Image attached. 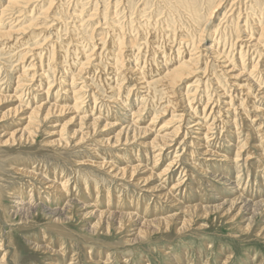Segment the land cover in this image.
<instances>
[{"label":"rangeland","instance_id":"1","mask_svg":"<svg viewBox=\"0 0 264 264\" xmlns=\"http://www.w3.org/2000/svg\"><path fill=\"white\" fill-rule=\"evenodd\" d=\"M6 5L0 0L1 10ZM36 5L0 17V25L7 29L16 22L13 14L29 16L23 26L34 20L33 27L19 38L0 40V95L12 98L0 102V114L23 104L28 110L19 117L27 116L26 111L45 103L73 106L77 116L100 121L95 127L85 121L84 131L89 132L77 145H48L60 138L52 135L53 127L74 115L55 114L41 120L33 143L5 148L10 151L0 147V242L4 241L0 264H264V207L248 211L244 205L236 216L241 204L230 207L229 202L236 196L251 202L264 200V37L258 39L264 27V0H185L184 4L179 0H39ZM32 11L35 17L30 19ZM177 63L192 66L186 77L177 84L159 83L153 92V80L162 78ZM237 74L242 75L236 78ZM20 75L24 86L18 89ZM173 99H179L173 104L178 106L175 115L182 113L181 119H170L173 110L168 101ZM129 119L146 128L136 132L135 140L123 136L116 144L101 143L113 139L127 123L133 125ZM106 124L119 126L115 129ZM18 126L22 127L0 120V135L2 130ZM178 126L182 130L171 142L173 147L149 144L155 136ZM68 127L71 130L76 125ZM134 133L132 130L130 135ZM204 147L209 148L207 155L201 150ZM107 162L117 170L146 166L142 179L151 172L158 177L137 184L98 165ZM54 177L66 185L65 195L55 194V202L52 188L48 191L44 184ZM157 185L171 194L168 201L152 191ZM14 192L25 193L21 197L25 203L32 195L29 201L34 209L16 214L13 207L20 198ZM196 204L213 210L206 216L200 211L197 218L178 208ZM58 207L63 214H54ZM102 211L118 215L101 220ZM128 213L133 214L131 221L121 215ZM173 214L190 218L192 226L182 233L171 230L173 222L169 232L124 241L127 230L145 228L146 232V221ZM228 216L236 217L231 220ZM121 222L126 226L120 232L116 228ZM108 227L110 233H106Z\"/></svg>","mask_w":264,"mask_h":264},{"label":"bare ground","instance_id":"2","mask_svg":"<svg viewBox=\"0 0 264 264\" xmlns=\"http://www.w3.org/2000/svg\"><path fill=\"white\" fill-rule=\"evenodd\" d=\"M6 1V3H7V5H6V7H4V8H2V10L0 9V17H1V15H6V14H10V13H8L9 11H11V12H13V11H15V10H17L16 12H18V11H21V9L23 8H25V11H26V9H28V8H32V7H34L36 4H37V2L39 1V0H5ZM46 1V0H45ZM62 1V0H61ZM65 1V0H64ZM181 3H183L184 4V2H185V0H179ZM221 1V0H220ZM49 2H51V1H49ZM57 2V1H56ZM158 2V1H157ZM123 3V2H122ZM235 3V2H234ZM239 3V2H238ZM41 4V3H40ZM39 4V5H40ZM75 4V3H74ZM124 4H126V2L124 3ZM191 4V3H190ZM43 5V4H42ZM82 5H84V4H82ZM223 5V1L222 2H220L219 4H217V6H215V9L213 10V12H212V14L214 13V12H216L218 9H220V7ZM38 5H36L35 7H37ZM45 6V5H44ZM40 7V6H39ZM47 7V6H46ZM188 7V6H187ZM19 8H21V9H19ZM42 8H43V6H42ZM41 8V9H42ZM112 8H113V6H112ZM73 9V8H72ZM71 9V10H72ZM30 10H33V9H30ZM45 10V9H44ZM54 10V9H53ZM52 10V11H53ZM59 10V9H58ZM78 10V9H77ZM127 10V9H126ZM143 10V9H142ZM189 10H192V7L190 6L189 7ZM40 11V10H39ZM43 11V10H42ZM192 11H194V13H195V9H193ZM191 11V12H192ZM33 12V15L31 14L30 16V19H32L33 17H35L34 15H35V11H32ZM45 13L47 12V10H45L44 11ZM60 12V11H59ZM72 12V11H71ZM84 12V11H83ZM82 12V13H83ZM91 12V11H90ZM89 12V13H90ZM138 12V11H137ZM24 13V12H23ZM53 13V12H52ZM139 13V12H138ZM264 13V12H263ZM112 14V13H111ZM262 14V13H261ZM13 15H15L16 16V19H15V23H14V25H13V27H10V28H3L2 27V24L0 25V40H4L5 38H13V37H18L19 38V36L21 35L22 36V34L23 33H25L26 32V28H32L33 27V25H34V20H29L30 22L28 23V24H26V26L24 25H22V23L23 22H25L26 21V19L27 18H29V16L28 15H26V16H23L22 15V13L21 14H13ZM12 16V15H11ZM48 16V15H47ZM70 16V15H69ZM98 16V15H97ZM75 17V16H74ZM46 18V17H45ZM50 18H53V16L52 17H50ZM226 18V17H225ZM47 19V18H46ZM184 19V18H183ZM0 20H1V18H0ZM37 20V19H36ZM82 20V19H81ZM142 20V19H141ZM209 20V19H208ZM4 21V20H3ZM10 21V20H9ZM47 22V21H46ZM127 22V21H126ZM208 22V21H207ZM1 23V22H0ZM13 23V22H12ZM140 23V22H139ZM150 23V22H149ZM227 23V22H226ZM9 24H11V23H9ZM22 26H21V25ZM35 24H37L36 22H35ZM54 24V23H53ZM79 24V23H78ZM97 24V23H96ZM152 24H154V23H152ZM166 24V23H165ZM39 25V24H38ZM150 25V24H149ZM162 25V24H161ZM167 25V24H166ZM8 26V25H7ZM11 26V25H10ZM147 26V25H146ZM152 26V25H151ZM9 27V26H8ZM72 27V26H71ZM155 27V26H154ZM154 27H153V29H154ZM116 28V27H115ZM186 28V27H185ZM232 28V27H231ZM26 29V30H25ZM36 29V28H35ZM118 29V28H117ZM116 29V30H117ZM173 29V28H172ZM48 30V29H47ZM58 30V29H57ZM77 30V29H76ZM220 30V29H219ZM32 31V30H31ZM97 31V30H96ZM119 31H121V30H119ZM134 31V30H133ZM165 31V30H164ZM172 31V30H171ZM216 31V30H215ZM233 31V30H232ZM245 31H246V29H245ZM115 32V31H114ZM137 32V31H136ZM146 32V31H145ZM148 32V31H147ZM153 32V31H152ZM32 33V32H31ZM99 33V32H98ZM104 33V32H103ZM103 33H102V35H103ZM121 33V32H120ZM217 33V32H216ZM215 33V34H216ZM33 34V33H32ZM31 34V35H32ZM37 34V33H36ZM138 34V33H137ZM212 34V33H211ZM214 34V35H215ZM55 35V34H54ZM117 35V36H116ZM115 36H116V39L120 36V34H116ZM119 35V36H118ZM226 35V34H225ZM260 38H258L260 41L261 40H263L262 39V37H264V27L262 26V28H261V30H260ZM51 36V35H50ZM106 37H107V35H106ZM114 37V36H113ZM126 37V36H125ZM167 37V36H166ZM226 37V36H225ZM35 38V37H34ZM38 38V37H37ZM49 38V37H48ZM73 38V37H72ZM107 38H109V35H108V37ZM115 38V37H114ZM123 38V37H122ZM144 38V37H143ZM187 38V37H186ZM36 39V38H35ZM83 39V38H82ZM85 39V38H84ZM116 39H115V42H116ZM132 39V38H131ZM184 39V38H183ZM17 40H19V39H17ZM46 40V39H45ZM48 40V39H47ZM50 40V39H49ZM102 40V39H101ZM258 40V41H259ZM91 41V40H90ZM113 41V40H112ZM111 41V42H112ZM169 41V40H168ZM167 41V42H168ZM184 41V40H183ZM192 41V40H191ZM257 41V40H256ZM38 42V41H37ZM70 42V41H69ZM110 42V43H111ZM20 43V42H19ZM113 43V42H112ZM111 43V44H112ZM189 43V42H188ZM111 44H110V46H111ZM116 44V43H115ZM131 44H132V42H131ZM166 44V43H165ZM170 44V43H169ZM25 45V44H24ZM50 45V44H49ZM74 45V44H73ZM117 45V44H116ZM219 45V44H218ZM226 45V44H225ZM75 46V45H74ZM148 46V45H147ZM196 46V45H195ZM152 48V47H151ZM171 48V47H170ZM196 48V47H195ZM263 48V47H262ZM30 49H31V46H30ZM36 49H39V48H32V50H36ZM44 49V48H43ZM86 49V48H85ZM230 49V48H229ZM26 50V49H25ZM28 50V49H27ZM150 50H152V49H150ZM29 51V50H28ZM26 52V51H25ZM31 52V51H30ZM54 52V51H53ZM138 52V51H137ZM8 53H11V52H8ZM20 53V52H19ZM18 54V53H17ZM35 54V53H34ZM33 54V55H34ZM37 54V53H36ZM40 54V53H39ZM115 54H116V52H115ZM134 54V53H133ZM19 55H21V54H19ZM19 55H18V57H19ZM25 55V54H24ZM32 55V54H31ZM94 55V54H93ZM136 55V54H135ZM155 55V54H154ZM166 55V54H165ZM37 56V55H36ZM48 56V55H47ZM51 56V55H50ZM49 56V57H50ZM72 56V55H71ZM123 56V55H122ZM227 56V55H226ZM15 57V56H14ZM38 57H39V55H38ZM45 57V56H44ZM63 57V56H62ZM92 58L91 56H88V58ZM135 57V56H134ZM21 58H22V56H21ZM41 58H42V56H41ZM46 58V57H45ZM89 58V59H90ZM69 59H70V57H69ZM189 59V58H188ZM21 60V59H20ZM120 60V59H119ZM181 60V59H180ZM197 60V59H196ZM18 61H19V59H18ZM22 61H23V59H22ZM45 61V60H44ZM74 61V60H73ZM131 61V60H130ZM261 61V60H260ZM39 62V61H38ZM160 62V61H159ZM181 62V61H180ZM34 63V62H33ZM33 63H32V65H33ZM79 63V62H78ZM114 63V62H113ZM31 64V63H30ZM41 64V63H40ZM39 64V65H40ZM69 64V63H68ZM89 64V63H88ZM119 64V66H122L120 63H118ZM192 64V63H191ZM194 64V63H193ZM242 64V63H241ZM35 65V64H34ZM41 66V65H40ZM88 66V65H87ZM113 66V65H112ZM119 66H117V68L119 67ZM30 67V66H29ZM34 67H36V66H34ZM59 67V66H58ZM125 67V66H124ZM160 67V66H159ZM192 67V66H191ZM191 67H190V65L188 64V63H186V64H176L173 68H171V69H169V67H168V72H166V73H164V76L162 77V78H159V79H157V80H153V84L151 85V87H153V86H156L157 87V85H159V83H170L171 85L172 84H177V83H180V81L182 80V79H184L185 77H186V74H187V71L188 70H190L191 69ZM26 68H27V66H26ZM33 68V67H32ZM43 68V67H42ZM48 68V67H47ZM80 68H82V67H80ZM84 69H86V65H85V67H83ZM82 68V69H83ZM117 68H116V70H117ZM122 68V67H121ZM162 68V67H161ZM44 69H45V67H44ZM68 69V68H67ZM81 69V70H82ZM92 69V68H91ZM123 69V68H122ZM43 70V69H42ZM41 70V71H42ZM77 70V69H76ZM79 70V69H78ZM165 70H166V68H165ZM47 71V70H46ZM49 71V70H48ZM47 71V72H48ZM53 71V70H52ZM51 71V72H52ZM167 71V70H166ZM192 71V70H191ZM250 71V70H249ZM257 71V70H256ZM262 71H264V70H262ZM31 72V71H30ZM74 72V71H73ZM73 72L72 73H70V74H73ZM164 72V71H163ZM21 73V72H20ZM27 73V72H26ZM25 73V75H27ZM38 73V72H37ZM44 73V72H43ZM74 73H76V72H74ZM190 73V72H189ZM245 73H246V71H245ZM45 74V73H44ZM43 74V75H44ZM48 74V73H47ZM77 74H78V72H77ZM80 74V73H79ZM104 74V73H103ZM149 74V73H148ZM29 75V74H28ZM28 75H27V77H28ZM161 75V74H160ZM242 74H237L235 77L236 78H238L239 76H241ZM35 76V75H34ZM87 76V75H86ZM108 76V75H107ZM121 76V75H120ZM158 76V75H157ZM162 76V75H161ZM22 77H24V76H19V84H18V89H20V87L21 86H24V83H22L21 82V80H22ZM31 77H32V75H31ZM39 77V76H38ZM45 77H46V75H45ZM44 77V78H45ZM49 77V76H48ZM47 77V78H48ZM75 77V76H74ZM42 78V77H41ZM99 78H100V76H99ZM104 78V77H103ZM114 78V77H113ZM245 78V77H244ZM252 78V77H251ZM14 79V78H13ZM60 79H62V77H60ZM63 79H64V77H63ZM77 79V78H76ZM43 80H45V79H43ZM58 80V79H57ZM65 80H66V82H67V77L65 78ZM72 79H70V81H71ZM24 81V80H23ZM41 81H42V79H41ZM55 82V81H54ZM76 82H78V81H76ZM80 82V81H79ZM26 83V82H25ZM63 83V82H62ZM84 83V82H83ZM150 83V82H149ZM183 83V82H182ZM17 84V83H16ZM38 84V83H37ZM54 84V83H53ZM145 84V83H144ZM147 84V83H146ZM244 84V83H243ZM34 84H32V86H33ZM41 85V84H40ZM164 85V84H163ZM48 86V85H47ZM64 86V85H63ZM70 86V85H69ZM80 86V85H79ZM167 86H169V85H167ZM222 86V85H221ZM29 87H31V86H29ZM44 87H46V86H44ZM61 87V86H60ZM66 87V86H65ZM176 87V86H175ZM178 87V86H177ZM3 88V87H2ZM32 88H35V86L34 87H32ZM80 88V87H79ZM169 88V87H168ZM164 89V88H163ZM174 89V88H173ZM196 89H198V88H196ZM40 90V89H39ZM61 90H62V88H61ZM65 90V89H64ZM66 90H67V88H66ZM65 90V91H66ZM72 90V89H71ZM76 91H77V89H75ZM84 90V89H83ZM168 89H166V91H167ZM169 90H171V89H169ZM168 90V91H169ZM178 90V89H177ZM19 91V90H18ZM26 91V90H25ZM152 91L153 92H156L155 91V88L153 87L152 88ZM78 92H81L80 90L78 91ZM78 92H76V93H78ZM130 92V91H129ZM18 93V92H17ZM53 93V92H52ZM55 93V92H54ZM63 93V92H62ZM66 93V92H65ZM72 93V92H71ZM167 93V92H166ZM173 93V92H172ZM178 93H179V91H178ZM182 93V92H181ZM196 93H197V91H196ZM221 93V92H220ZM226 93V92H225ZM24 94V93H23ZM68 94V93H67ZM73 94V93H72ZM81 94H82V92H81ZM80 94V95H81ZM169 95H171L170 93H168ZM177 94V93H176ZM46 95V94H45ZM70 95V94H69ZM168 95V96H169ZM226 95V94H225ZM16 96V95H15ZM18 96V95H17ZM72 96V95H71ZM172 96V95H171ZM170 96V97H171ZM176 96V95H175ZM228 96V95H227ZM14 97V96H13ZM36 97V96H35ZM35 97H33V98H35ZM53 97V96H52ZM117 97V96H116ZM169 97V98H170ZM225 97V96H224ZM229 97V96H228ZM19 97H17V99H18ZM148 98V97H147ZM172 98V97H171ZM231 98H232V96H231ZM230 98V99H231ZM7 99H12L10 96H2V95H0V102H2V101H5V100H7ZM48 99V98H47ZM73 99H75V98H73ZM82 99V98H81ZM42 100V99H41ZM40 100V101H41ZM55 100V99H54ZM63 100V99H62ZM77 100V99H76ZM179 100V99H178ZM178 100H174L173 99V101H168L169 102V105L171 104L172 105V107H171V105H170V107H171V109L173 110V114L171 115V117H170V119H181V118H183V115H182V113L180 114V113H178L177 115H175V111L174 110H176L177 108H178V106H177V104H173V102L174 101H178ZM181 100V99H180ZM195 100V99H194ZM246 100V99H245ZM15 101V100H14ZM32 101V100H31ZM34 101V100H33ZM48 101V100H47ZM190 101V100H189ZM231 101H233V99L231 100ZM74 102H75V100H74ZM122 102V101H121ZM191 102V101H190ZM211 102V101H210ZM18 103V102H17ZM24 103V102H23ZM38 104H39V101L37 102ZM49 103V102H48ZM66 103V102H65ZM127 103V102H126ZM178 103V102H177ZM223 103V102H222ZM231 103H233V102H230V104ZM243 103V102H242ZM56 104V103H55ZM63 104V103H62ZM73 104V103H72ZM81 104H82V102H81ZM197 104V103H196ZM229 104V103H228ZM241 104V103H240ZM37 105V104H36ZM59 105V104H58ZM64 105V104H63ZM75 105V104H74ZM180 105V104H179ZM234 104H232V106H233ZM60 106V105H59ZM78 106V105H77ZM77 106H75L76 108H77ZM99 106V105H98ZM166 106V105H165ZM228 106H231V105H228ZM255 106V105H254ZM79 107V106H78ZM166 107H168V105L166 106ZM192 108V107H191ZM202 108H203V106H202ZM230 108H232V107H230ZM27 108L23 105V104H19V105H17V106H14V107H12V108H10V109H8V110H6V111H3L1 114H0V120H5V119H7V122H9V125H15V127H16V125L17 124H19L20 123V126H22V127H19L18 126V128H10L9 129V131H3L2 130V132H1V134L2 135H0V138H2V139H5V140H2V139H0V147H1V150H7V151H10L9 149H5L6 147H10V146H14V145H21V146H23V145H26V144H31V143H33V141H34V135L36 134V131H37V129L39 128V125H40V123H41V120H43V121H46V120H49L50 118H53L54 117V115L55 114H64V113H67L68 115H70L71 113H73L74 115L73 116H67L68 117V120L64 123V124H62V125H57V126H54L53 128V130H51V131H55V132H53L54 134H52L53 136L54 135H59V139L58 140H53V141H49L47 144L48 145H52V144H56V143H63V145L64 146H67V148L69 147V145H71L70 143H76V145L77 144H79L80 142H82V141H84L85 139H86V136L88 135V133L87 132H89V131H87V132H85L84 131V128H83V124H85V121L86 120H89L88 121V123L86 124V125H88L89 127L91 126H96L98 123H99V119H91V118H88V117H79V116H77L75 113H74V111L72 110L73 109V106H72V108L71 107H69V106H63V107H58V106H56V105H48V104H40V105H38V106H36L34 109H31V111L29 110V111H26V113H29L27 116H25V115H23V116H21V117H19L25 110H26ZM132 109V108H131ZM166 109V108H165ZM256 109V108H255ZM28 110V109H27ZM234 110V109H233ZM77 111V110H76ZM257 111V110H256ZM235 112V111H234ZM137 113V112H136ZM80 115V114H79ZM126 115V114H125ZM133 115H135V114H133ZM133 115H130L131 117L133 116ZM226 115V114H225ZM93 118V117H92ZM129 118V117H128ZM209 118V117H208ZM156 119H158V118H156ZM155 119V120H156ZM169 119V120H170ZM224 119V118H223ZM234 119V118H233ZM212 120H214V119H212ZM129 121L131 122V121H133V125H131L130 123H127V124H129V126H127L126 128H121V129H118V132L115 134V136L113 137V139L112 138H108L107 140H104V141H101V143H103V144H107V145H111V144H116L117 142H120V141H122V138L121 137H123V136H125V139H132V140H135V138H137L136 137V132L138 133V130H140V131H142V130H145V129H143V128H140V127H137L138 125H136V122H134V119L133 120H130L129 119ZM153 121H154V119H152V123H153ZM179 122V121H178ZM212 122V121H211ZM53 123H54V121H53ZM73 123H75V125H76V128H74L73 129V127H72V129L70 130L69 129V127H68V125H71V124H73ZM152 123H150V124H152ZM25 124V125H24ZM32 124H34V125H32ZM125 124H126V122H125ZM149 124V125H150ZM170 123L168 122V124H167V126L169 125ZM178 124V123H177ZM173 125V124H172ZM108 126H111L112 128H115V127H118V126H116L115 124H106L105 125V127H108ZM56 127V128H55ZM75 127V126H74ZM164 127V126H163ZM174 127V126H173ZM71 128V127H70ZM120 128V127H119ZM13 129V130H12ZM88 129V128H87ZM86 129V130H87ZM115 129H117V128H115ZM176 130H173V131H171V132H167V133H162L160 136H155L154 137V140L152 141V143H149V144H151V145H161V146H163V147H171L172 145H171V142H173L174 140H175V138H177L178 137V135L180 134V131L179 130H182V128H181V126H178V127H176L175 128ZM132 130L134 131L135 130V133L133 134V135H130V133L132 132ZM169 130H171V129H169ZM189 130V129H188ZM240 130V129H239ZM104 132V131H103ZM195 132V131H194ZM65 133V134H64ZM139 133H141V132H139ZM148 133V132H147ZM158 133V132H157ZM236 133V132H235ZM204 134V133H203ZM149 135V134H148ZM237 135V134H236ZM52 136V137H53ZM144 136V135H143ZM150 136V135H149ZM199 136V135H198ZM146 137H148V136H146ZM195 137V136H194ZM205 138L206 137H204V140H205ZM67 139V140H66ZM71 139V140H70ZM124 140V139H123ZM126 140V141H127ZM178 140V139H177ZM67 141V142H66ZM125 141V140H124ZM150 141V140H149ZM148 142V141H147ZM146 142V143H147ZM201 141H199V143H200ZM202 142H203V140H202ZM121 143H123V142H121ZM190 144V143H189ZM193 144H195V145H197V147H198V142L197 141H193ZM106 145V146H107ZM147 145V144H146ZM117 146V145H116ZM148 146V145H147ZM205 146V145H204ZM162 147V148H163ZM173 147V146H172ZM200 147H202V146H200ZM207 147H204L203 149H201V150H203L204 151V155H207L208 153H209V148L208 149H206ZM158 153H159V151H158ZM21 154H24V152L23 153H21ZM156 154V153H155ZM174 154V153H173ZM236 156V155H235ZM230 160V162L231 161H234V160H231V159H229ZM229 162V163H230ZM246 162V161H245ZM99 166H101V168L102 167H105V168H107L108 169V171L110 172V173H113L115 176H120L121 178H130V179H132V180H136L137 181V184H140V183H142L143 184V182H150L149 181V178H153V177H155V179H156V177H158V174H153L152 172L150 173V175L147 177L146 176V179L144 180V179H142L143 178V176L145 177V174H143V173H145V172H147V170H146V166H145V168L144 167H141V165H135V166H127V167H125V168H123V169H116L114 166L112 167L111 165H109L108 164V162L107 163H99L98 164ZM223 165V164H222ZM251 165V164H250ZM181 166V165H180ZM118 168V167H117ZM143 169L145 170V171H143ZM247 169V168H246ZM254 170V169H253ZM15 171L16 172H19V173H22V174H28V173H30V171H27V170H25V169H17V168H15ZM205 171V170H204ZM35 175V174H34ZM143 175V176H142ZM188 175V174H187ZM243 175V174H242ZM237 176V175H236ZM235 176V177H236ZM239 176V175H238ZM241 176V175H240ZM239 176V177H240ZM114 177V176H113ZM192 177V176H191ZM238 177V178H239ZM241 177H243V176H241ZM264 178V177H263ZM46 179H48V178H46ZM240 179V178H239ZM60 180V179H59ZM61 181V180H60ZM60 181H58L57 180V178H53V179H51V180H49V181H46L44 184H45V186H46V188L48 189V191L50 190V188H52V191H50V192H54V195L52 196L53 198L51 199V197H48L49 199H51L53 202H55L54 201V197H55V194H61V195H65V192H66V185H64L63 184V179H62V183L60 182ZM181 181V180H180ZM193 181V180H192ZM65 183V182H64ZM83 183V182H82ZM136 183V182H135ZM179 183V182H178ZM147 186H149V184L147 185ZM153 186H154V184H153ZM239 186H240V184H239ZM238 186V187H239ZM176 187H178V186H176ZM249 187V186H248ZM145 188H147V187H145ZM232 188L235 190V188H236V184L235 185H233V183H232ZM33 189V188H32ZM148 189H149V187H148ZM17 190V189H16ZM38 189H36V191H37ZM40 190H41V188H40ZM104 190V189H103ZM162 190H163V188H162V186L160 185H157L155 188H153L152 189V191H154V192H157L160 196L159 197H161V198H164V199H166L167 201L172 197L171 196V194H169L168 192H162ZM166 190V189H165ZM24 191V190H23ZM39 191V190H38ZM37 191V192H38ZM13 192V191H12ZM69 192V191H68ZM203 192V191H202ZM235 192V191H234ZM32 193L34 194L35 193V191H32ZM31 193V194H32ZM40 193V192H39ZM16 194H18V195H16ZM30 194V195H31ZM10 196H16V197H18V198H20V200H19V202H17V206H15V207H13V209H15V211H16V214H18V213H20L21 212V214L22 213H25V214H27V213H29L30 211H32L33 209H34V206H33V204H32V202L31 201H29V199H32L33 198V196L31 195V196H28L29 197V199H28V202H24V200H26V199H23V198H21V197H23L24 195H26L25 193H22V192H14V194H9ZM47 195H49V194H47ZM12 196V197H13ZM50 196V195H49ZM112 196V195H111ZM259 196V195H258ZM263 196V195H262ZM107 197V196H106ZM27 198V197H26ZM108 198H110V197H108ZM251 198V197H250ZM65 200V199H64ZM109 200V199H108ZM117 200H118V198H117ZM163 200V199H162ZM178 200V199H177ZM261 200V199H260ZM57 201H58V199H57ZM77 201V200H76ZM104 201H106V200H104ZM122 201H123V199H122ZM173 203L175 202L174 200H171ZM227 200H225V202H226ZM2 202V197H1V191H0V203ZM108 202H110L111 203V201H108ZM229 202H231L230 203V207H234V206H236L237 205V203H239V205L241 204V206H236L237 207V210H238V212H237V214H236V216L237 215H239V214H241V212H243L242 211V209L244 208V205L246 206V208H248V211H250L251 209H254V208H256L257 206L258 207H260V206H262V207H264V200H262V201H258V202H251V201H249V200H247V199H244V198H242L241 196H236V197H234L233 199H231ZM27 203H29V204H27ZM96 203H99V201H97ZM221 203V202H220ZM119 204V203H118ZM135 204V203H134ZM24 205V206H23ZM107 205V204H106ZM195 205V204H194ZM229 205V204H228ZM38 206V205H37ZM110 206V205H109ZM120 207H121V205H119ZM123 206V205H122ZM126 206V205H125ZM175 206H177V204H175ZM248 206V207H247ZM128 207V206H127ZM123 208V207H122ZM144 208V207H143ZM179 208V210H181L180 211V213H183V212H185V213H188V214H192L194 217H197V218H200V211H202V213H203V215L204 216H206V215H208L209 213H211V210H213L212 208L213 207H211V206H200L199 204L197 205L196 204V206H191V207H178ZM46 211H51V210H49L48 208H44ZM215 209H218L219 210V208H217V207H215ZM44 210V211H45ZM61 210H63L62 208H57L56 210H54V214H55V211H56V214H57V212L58 213H60V214H63V211H61ZM65 210V209H64ZM136 210H137V208H136ZM217 210V211H218ZM53 211V210H52ZM230 211V210H229ZM9 212V211H8ZM32 213V212H31ZM49 213V212H48ZM98 213V212H97ZM96 213V214H97ZM100 213V212H99ZM225 213V212H224ZM249 213V212H248ZM4 214V213H3ZM41 214V213H40ZM52 214V213H51ZM100 218H101V220H105L106 219V217H109V218H111V217H114V216H116V215H118L117 213H113V212H108V211H102L100 214ZM121 215H124V216H129L130 217V221L133 219V218H131L132 216H133V214L132 213H128V214H121ZM53 216V215H52ZM97 216V215H96ZM157 216V215H156ZM236 216H234V217H236ZM248 216V215H247ZM60 217H61V215H60ZM60 217H58L59 219H60ZM234 217H231V216H228V217H226L227 219H234ZM27 218L28 217H25V219L27 220ZM57 218V219H58ZM66 218H67V216H66ZM98 218V217H97ZM108 218V219H109ZM123 218V217H122ZM243 218H245V216H243ZM62 219V218H61ZM99 219V218H98ZM114 219V218H113ZM54 220V219H53ZM65 220H67V219H65ZM190 220V218L189 219H184V217L182 216V217H178V215L177 214H173L172 216H166V217H162V218H155V219H152V220H150V221H146L147 223V225H146V227H147V231L145 232L144 230H146L145 228H144V230H140V229H138V228H134V229H129V230H127L126 232H128L127 234V236H125V238H124V241H126V242H130L131 243V241H134V238L136 239L137 238V236L138 237H140L141 238V240H143V239H149V238H151L152 236H153V234H158V233H166V232H169L170 231V229H171V226H172V224H173V222L175 223V228L174 229H171V230H175V231H178V232H182L183 233V231L184 230H186V228H188L189 226H192V223H193V221H189ZM246 221H248V219L246 220ZM21 222V221H20ZM47 222V221H46ZM106 222V221H105ZM137 222V221H136ZM176 222H179V223H176ZM52 223H53V221H52ZM98 223V222H97ZM103 223V222H102ZM100 224V223H99ZM113 224V223H112ZM105 225H107V224H105ZM116 225V224H115ZM130 225V224H129ZM108 226V225H107ZM117 226V225H116ZM126 226V223L125 222H121V224H120V226L119 227H117L116 228V230H118V231H122L123 230V227H125ZM144 226V225H143ZM249 226V223L247 224V227ZM129 227V226H128ZM264 227V226H263ZM143 228V227H142ZM106 229V228H105ZM104 229V230H105ZM191 229V228H190ZM99 232V231H98ZM101 232V231H100ZM116 232V231H115ZM106 233H110V229H109V227H108V229L106 230ZM100 234V233H99ZM261 234V233H260ZM102 236V235H101ZM110 236V235H109ZM100 239V238H99ZM121 239V238H120ZM139 240V239H138ZM137 240V241H138ZM6 241V240H5ZM123 241V240H122ZM145 241V240H144ZM147 241V240H146ZM10 242H12V240L10 241ZM56 242V241H55ZM120 243H122V242H120ZM126 244V243H125ZM7 245V244H6ZM5 245V246H6ZM129 245V244H128ZM4 246V241L2 240V242H0V248H2ZM8 247V246H7ZM35 248V247H34ZM9 250V249H8ZM8 250H5V251H8ZM17 251V250H16ZM7 254V253H6ZM5 255V254H4ZM13 255H15V254H13ZM17 256V255H16ZM15 257V256H14ZM13 257V258H14ZM123 259V258H122ZM15 260H16V257H15ZM95 260V259H94ZM184 261V260H183Z\"/></svg>","mask_w":264,"mask_h":264}]
</instances>
